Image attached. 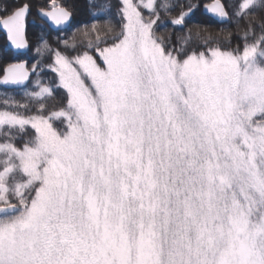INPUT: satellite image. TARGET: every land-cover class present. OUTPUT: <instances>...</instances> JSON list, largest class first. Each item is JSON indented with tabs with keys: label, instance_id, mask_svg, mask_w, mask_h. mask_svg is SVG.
Wrapping results in <instances>:
<instances>
[{
	"label": "snow or ice",
	"instance_id": "obj_1",
	"mask_svg": "<svg viewBox=\"0 0 264 264\" xmlns=\"http://www.w3.org/2000/svg\"><path fill=\"white\" fill-rule=\"evenodd\" d=\"M87 3L0 0V264H264V0Z\"/></svg>",
	"mask_w": 264,
	"mask_h": 264
},
{
	"label": "trees",
	"instance_id": "obj_2",
	"mask_svg": "<svg viewBox=\"0 0 264 264\" xmlns=\"http://www.w3.org/2000/svg\"><path fill=\"white\" fill-rule=\"evenodd\" d=\"M69 2L74 5L75 11H74V17H73V20L71 23V28H69L68 30H66L63 33V35L65 37L71 35L70 31H73L75 28L82 26L83 23H86L90 20L87 0H69ZM198 15H200V14H198ZM200 17H201V21H199V23L207 25L209 27V29L214 33L218 32L219 29H221V28H225V29L233 31L231 28H227L225 26L221 27V26H217V24H211L210 22H208L206 20V18L204 16L200 15ZM37 23H39V21H37ZM158 31L162 32L163 29H160ZM36 32H37V29L35 27H33L30 23L29 27H28V35H29V38L32 39L33 41L35 39ZM55 35H56V33L53 32L52 36L55 37ZM233 43L234 44L236 43L235 38H234ZM24 58L28 60V63L30 65V63L32 62V52H29L26 56H24ZM20 59H21L20 56L12 54L6 48L5 38L0 33V68H2L6 63L17 62ZM45 75L51 76V73H45ZM19 91L20 90L5 91V90L0 89V92H7L10 95H14V93L19 92ZM18 94L19 93H17V95H14V96L17 98V97H19Z\"/></svg>",
	"mask_w": 264,
	"mask_h": 264
},
{
	"label": "flooded vegetation",
	"instance_id": "obj_3",
	"mask_svg": "<svg viewBox=\"0 0 264 264\" xmlns=\"http://www.w3.org/2000/svg\"><path fill=\"white\" fill-rule=\"evenodd\" d=\"M227 0H225L226 2ZM212 0H200L201 5L205 4V3H211ZM201 16H204L206 18V20L208 22H210L211 24H217V26H225L227 28H231L234 32L236 31L235 29V25L231 24V23H218L215 19H213L211 16L207 15V13H205L203 7H201L196 13L195 15L192 17V22L194 23H199V21H201ZM7 48V47H6Z\"/></svg>",
	"mask_w": 264,
	"mask_h": 264
},
{
	"label": "rangeland",
	"instance_id": "obj_4",
	"mask_svg": "<svg viewBox=\"0 0 264 264\" xmlns=\"http://www.w3.org/2000/svg\"><path fill=\"white\" fill-rule=\"evenodd\" d=\"M226 2H227V1H226ZM71 32H72V31H70V33H71ZM62 35H63V34H62ZM66 36H67V35H66ZM67 37H68V36H67ZM28 52H29V51H28ZM28 52H27V53H28ZM33 56H34V51L32 52V58H33ZM42 75L44 76V79H45V80H47V79H49L50 77H53V76H54V74H52V73H51V76H47V75H45V74H42ZM34 78H35V77H32V79H34ZM29 87H30V85H29ZM17 93H19V94H18L19 97H17V99H21V98H22V94H21V92H20V91H19V92H16V93H14V95H17ZM3 98H4L3 96H0V101H2Z\"/></svg>",
	"mask_w": 264,
	"mask_h": 264
},
{
	"label": "water",
	"instance_id": "obj_5",
	"mask_svg": "<svg viewBox=\"0 0 264 264\" xmlns=\"http://www.w3.org/2000/svg\"><path fill=\"white\" fill-rule=\"evenodd\" d=\"M207 15H209V14H207ZM210 16V15H209ZM212 17V16H211ZM213 18V17H212ZM213 19H215V18H213ZM216 20V19H215ZM217 21V20H216ZM218 22V21H217ZM218 23H221V22H218ZM3 35H4V33L3 32H1ZM5 37V36H4ZM5 40H6V38H5ZM6 45H7V41H6ZM10 50V49H9ZM10 51H12V52H14L15 54H17L16 53V51L15 50H10ZM28 51L27 50H20V55H23V54H26ZM24 61H26V60H24ZM1 88H3V87H1ZM3 89H17V88H3Z\"/></svg>",
	"mask_w": 264,
	"mask_h": 264
}]
</instances>
